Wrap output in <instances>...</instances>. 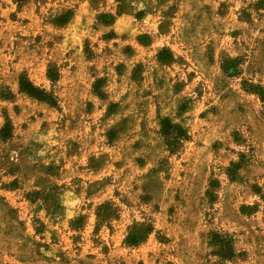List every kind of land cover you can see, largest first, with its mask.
I'll use <instances>...</instances> for the list:
<instances>
[{
    "label": "rangeland",
    "instance_id": "1",
    "mask_svg": "<svg viewBox=\"0 0 264 264\" xmlns=\"http://www.w3.org/2000/svg\"><path fill=\"white\" fill-rule=\"evenodd\" d=\"M263 88L264 0H0V264H264ZM161 117L186 130L173 153Z\"/></svg>",
    "mask_w": 264,
    "mask_h": 264
},
{
    "label": "trees",
    "instance_id": "2",
    "mask_svg": "<svg viewBox=\"0 0 264 264\" xmlns=\"http://www.w3.org/2000/svg\"><path fill=\"white\" fill-rule=\"evenodd\" d=\"M106 16V15H105ZM107 18V17H106ZM112 17L109 19H103V23H110ZM141 44L147 45L149 42V38L146 35H141L138 38ZM157 58L162 63H167L172 60V55L169 50L163 47L157 55ZM232 68L231 65L227 66V71ZM226 69V68H225ZM232 70V69H231ZM47 78L51 82H56L58 79V71L55 66H51L47 71ZM101 80L98 79L94 86V92L102 96L100 92V84ZM18 87L19 91L27 94L30 97L36 98L40 101L46 102L51 106L56 105L55 96L45 91L44 89L34 85L24 73H21L18 78ZM261 97V100L264 102V88L258 92ZM3 97H11L10 91H8L7 95H2ZM184 110V106L179 107V112ZM160 131L161 134L165 137L166 145L168 147V151L173 153L177 151L181 147V143L183 140L187 139L186 130L178 123L172 122L168 117L160 118ZM12 132V125L8 118L5 119L2 127L0 128V138L8 139ZM239 168V163H230V166L226 169V174L228 177L233 178L235 171ZM96 216L99 221H107L112 218L118 217V210L115 207H112L110 202H104L100 204L96 209ZM155 231L154 223L151 217H142V220L136 221L132 220L131 224L127 227L125 236L123 238V244L126 247H136L140 243H142L148 235ZM212 242L215 246H217L218 251L217 254L222 258H230L234 255L233 246H232V238L227 234H212Z\"/></svg>",
    "mask_w": 264,
    "mask_h": 264
}]
</instances>
